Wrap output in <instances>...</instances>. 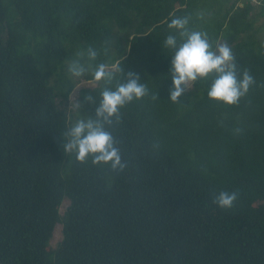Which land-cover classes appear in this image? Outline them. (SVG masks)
I'll list each match as a JSON object with an SVG mask.
<instances>
[{"label": "trees", "instance_id": "trees-1", "mask_svg": "<svg viewBox=\"0 0 264 264\" xmlns=\"http://www.w3.org/2000/svg\"><path fill=\"white\" fill-rule=\"evenodd\" d=\"M257 1L0 0V264H264ZM174 15H190V27L227 43L250 71L255 84L238 104L209 99L211 78L170 101L174 53L163 41ZM89 46L93 68L139 73L152 93L109 127L124 169L79 162L63 148L75 117L94 115V105L71 107L82 79L68 73ZM103 87L80 88L76 103L98 102ZM222 190L238 192L232 208L214 202Z\"/></svg>", "mask_w": 264, "mask_h": 264}, {"label": "clouds", "instance_id": "clouds-1", "mask_svg": "<svg viewBox=\"0 0 264 264\" xmlns=\"http://www.w3.org/2000/svg\"><path fill=\"white\" fill-rule=\"evenodd\" d=\"M191 19L190 15H174L168 23L170 31L163 41V46L174 53L168 72L172 80L170 101L178 103L190 87L211 78L207 89L209 99L226 105L238 104L255 84V78L250 71L241 70L227 43L214 45L206 31L190 27ZM97 56V49L89 46L86 53H80L68 64V73L74 81L90 75V84L103 82L104 87L98 102L93 95H82L77 102L76 108L94 105V115H81L71 124L64 134L67 141L63 143V148L66 153H74L79 162H87L91 158L92 163L110 164L115 171L127 165L109 127L119 122L120 111L128 103L152 93L139 73L122 69V75H117L105 63L93 68L91 62ZM72 90L75 93L79 89ZM237 199V191L222 190L215 195L214 202L220 208L228 209L234 206Z\"/></svg>", "mask_w": 264, "mask_h": 264}, {"label": "rangeland", "instance_id": "rangeland-1", "mask_svg": "<svg viewBox=\"0 0 264 264\" xmlns=\"http://www.w3.org/2000/svg\"><path fill=\"white\" fill-rule=\"evenodd\" d=\"M2 36L4 38L7 37V33H6V30L3 29V32H2ZM97 83L95 84H90L89 81L85 80V79H82L81 82L76 86V88L80 89L82 87H94L96 86ZM77 92L75 93H72V96H71V107L75 110L76 109V96H77ZM80 117L79 116H76L75 117V120L76 119H79ZM74 120V121H75ZM70 204V201L69 200H65L63 203H62V206H61V214H64V212L67 210V207L68 205ZM62 239V224H58V226L56 227L55 231H54V235L50 241V245L53 247V248H56L60 242V240Z\"/></svg>", "mask_w": 264, "mask_h": 264}, {"label": "built area", "instance_id": "built-area-1", "mask_svg": "<svg viewBox=\"0 0 264 264\" xmlns=\"http://www.w3.org/2000/svg\"><path fill=\"white\" fill-rule=\"evenodd\" d=\"M253 1L256 2V3L258 2L257 0H253Z\"/></svg>", "mask_w": 264, "mask_h": 264}]
</instances>
